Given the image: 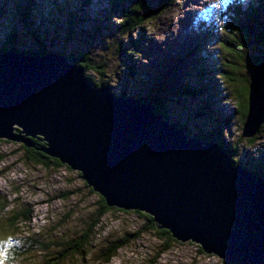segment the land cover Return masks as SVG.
<instances>
[{
    "label": "water",
    "instance_id": "95a60500",
    "mask_svg": "<svg viewBox=\"0 0 264 264\" xmlns=\"http://www.w3.org/2000/svg\"><path fill=\"white\" fill-rule=\"evenodd\" d=\"M72 57L0 53V139L79 172L107 205L153 216L182 242L226 264H264V177L216 140L191 136L156 103L94 86ZM249 77L243 136L264 123V54Z\"/></svg>",
    "mask_w": 264,
    "mask_h": 264
},
{
    "label": "rangeland",
    "instance_id": "374dc122",
    "mask_svg": "<svg viewBox=\"0 0 264 264\" xmlns=\"http://www.w3.org/2000/svg\"><path fill=\"white\" fill-rule=\"evenodd\" d=\"M2 1L0 0V5ZM229 1L231 0H178L170 10L162 12L160 15L157 14L155 19L148 22L145 25L146 29H138L133 33V39L140 38L141 32L148 36L145 39L147 45L144 47V52L141 53L142 63L145 65L144 71L152 68L151 64L162 65V77L156 87L159 96H168L165 93L166 86L178 88L185 80L195 81L193 78L197 75L191 73L189 69L193 64L192 61L199 56L202 49L212 52L213 57L221 54L219 43L223 37H226V34L219 27L211 32L210 26L215 23V26H218L220 22H224L228 18L227 10L229 14L232 13V7L228 5ZM232 1L237 4L235 6L243 4L242 9L246 11L251 8V3L258 2V0ZM8 6H12V4H8ZM102 6H104L103 3L99 7L93 6L92 13L98 11ZM154 6L156 5L154 4ZM113 20L111 22L115 24ZM16 26L25 31L21 17L0 18L1 31L3 30L4 33H7L5 31L10 30V27ZM105 26L102 27V37L95 43H91L92 46H85L86 49H90V53H93L92 56L95 58H99L102 54L106 56L107 52L112 62L111 69H107L109 74L110 71L117 68L123 70L121 55L118 54V48L121 45L119 41L128 42L129 39L116 34L113 26L109 28ZM212 34L216 35L212 37ZM0 36L5 37L3 34ZM113 37H115V41H113ZM23 38L27 44L29 42L31 46L35 44L30 35L29 39L26 35H23ZM35 48H39V46L36 45ZM258 49L254 52L250 49V52L254 53L252 56L264 54V45L259 46ZM254 68V61H245L243 68L238 72L239 78L243 81L244 79L249 80V77L253 75ZM89 73L97 79L96 81L101 79L99 71L91 70ZM177 76L180 79L176 81ZM115 78L111 83L114 87L113 91L120 94L124 78L122 74L118 81ZM219 82L221 96L220 99L214 98L221 105H224L226 100L228 101L230 106L225 104V115L232 110L235 101L233 96L225 95L231 91L232 85L226 80L220 79ZM172 100L171 96L164 99L167 107L171 110L170 113H173L172 109L177 112H174L175 119H170L171 122H179L177 124H181L180 126L186 125L191 130H195V125H199L202 115L195 108L194 103L188 99L183 105V107L186 106L185 109L181 108L184 112L180 113L178 112L180 110L178 102L174 104L175 100ZM200 101L202 102V99ZM223 117L220 114L218 117L215 116L219 119H223ZM216 125L218 127L216 131L221 130L225 142L235 150L230 154L243 166L248 168L250 162L257 164L258 160L264 158V136L251 146L246 137L242 136L243 127L240 118L236 117L228 127L226 124H222V128L219 124ZM0 159V221L1 223L5 222L4 228H7V232L0 228V246L2 247H0V264H50L48 261H52L57 256V251L61 247L53 245L48 250L36 251L35 249H42L39 248L38 242L48 238L50 233H52L50 236L52 239L63 241L81 231L85 226V220H88L98 210L99 194L94 190L91 191L92 188L76 170L66 166L48 170L41 165L25 162L24 150L20 143L0 141ZM64 193H68L70 196L65 198ZM5 203H8V206L4 209ZM22 207L32 208L33 219L30 223L25 222L24 219L18 220L15 224L18 225L20 231H16L11 226L13 224H10L11 220L7 219L16 216ZM146 224L145 218L137 213L114 210L103 219L102 230L97 232L94 237L93 255L87 256L86 261L82 255H74L66 259L63 264H102L96 258L98 247L109 239L139 230L142 231V236L121 248L109 264H226L217 255L200 252V245L192 242L182 243L179 241L160 255L163 241L154 230L145 229ZM30 236L38 239V242L31 243Z\"/></svg>",
    "mask_w": 264,
    "mask_h": 264
},
{
    "label": "trees",
    "instance_id": "16d2710c",
    "mask_svg": "<svg viewBox=\"0 0 264 264\" xmlns=\"http://www.w3.org/2000/svg\"><path fill=\"white\" fill-rule=\"evenodd\" d=\"M177 1L178 0H3L0 5V18L15 19L21 17L25 31H22V28L18 29L16 26L13 28L10 27V30L8 29V31H5L7 33H4L3 30L1 31L2 28L0 27V35H5V37L0 36V53L8 50L7 47L13 46L15 48L12 49H15L17 52H25L27 54L44 55L53 52L69 56L73 58L72 62L85 68V74L94 86L109 85L112 90L114 87H112L111 83L114 82V77H116L115 79L118 81L122 74L124 85L119 95L128 98H136L143 103H156V111L169 120L175 119L173 116H175L177 112L172 109L173 113H170L171 110L167 107L168 105L164 99L171 96L172 99L175 100L174 104L178 102L180 110L189 99V101L194 103L198 112L201 113L202 118L198 126L193 122L196 126L195 130H191L190 127L184 125L183 127L186 131L188 133L191 132L192 134H190L192 136L202 140L211 141L214 139L224 146L229 153H233L235 151L234 148L225 142L221 130L216 131L218 128L216 124H219L221 128L223 127L222 124H226V127H228L230 123L238 117L244 129L249 111L250 89L249 80H241L238 76V72L243 68L245 61L252 60L254 61V66H256L262 59L260 55L256 57L252 56L254 53H251L250 49H252L253 52L255 50L258 51V47L264 45V0L251 3V8L247 9L248 11L242 9L243 4L235 6L237 5L236 3L232 0L229 1L228 5L232 7V13L229 14L227 10L228 18L224 22H220L218 26H215L216 23L210 26L211 32L219 27V29H222L224 34H226V37H223L219 43L221 56L217 55L213 57L212 52L202 49L199 52V56L192 61L193 64L189 69L191 73L197 75V77L193 78L196 82L185 80L178 88L166 86L165 93L168 96L161 97L156 92V87L162 77V65L155 66L151 64L153 67L149 68L148 71H144L145 65L142 63L141 53L144 52V47L147 45L145 39L148 38V36L144 35L142 32L138 39H133L132 36L136 30H144L143 28H145V25L155 19L157 14L160 15L162 12L170 10ZM102 3L104 6L92 13L93 9L91 8H93V6L99 7ZM8 4H12V6H8ZM154 4L156 6H154ZM112 19H114L113 22H115V24L111 22ZM104 26L107 28L113 26L116 30V34L129 39L128 42H125V40L119 41L121 45L118 43V45H120L118 54L121 55V63L124 66L123 70L122 68H117L114 69V71H110L109 74L107 73V69H111L112 62L107 52L105 53L106 56L102 54L99 58H95L92 56L93 53H90V49H86L85 46H92L93 44L91 43H95L97 39L102 37V27ZM23 35H26L28 39L30 35L35 44L33 46H31L30 42L27 44L24 41ZM215 35L216 34H212V37ZM113 41H115V37H113ZM36 45H38L39 48H35ZM107 48H109V46H107ZM197 62L198 64H196ZM91 70H96L101 73V79L99 81H96L97 79L90 75L89 72ZM179 79L180 77L177 76L175 80L177 81ZM220 79L222 81L226 80L232 85L231 91L225 95L233 96L235 101L232 110L225 115V104L229 105V103H227L228 101L226 100L224 105H221L217 103L216 98H214L217 97L220 99L221 96ZM200 99H202V102ZM185 107L183 108L185 109ZM180 110H178V112H184ZM219 114L220 116H224L223 119L215 118V116L218 117ZM213 127L214 129H212ZM262 136H264V123L254 137H246V139L252 146L255 145ZM0 141L9 142L4 139H0ZM33 142L35 144L34 147H27L21 144V148L24 150L25 162L41 165L48 170H56L64 166L70 168L68 165L63 164L58 158L47 155L41 149L46 147V142L42 140L41 137L34 138ZM235 161L237 165H242V163H239L236 159ZM248 169L264 177V158L258 160L257 164L250 162ZM91 191H93V189H91ZM64 195L65 198L70 196L68 193H64ZM7 206L8 203H5L4 209ZM114 210L126 213H137L144 217L147 223L145 229L154 230L163 241L162 249L159 252L160 255L167 252L175 243L179 242L173 237L169 230L158 228L153 220V216L140 211H125L123 209L110 207L107 205L105 198L101 195H99L98 210L94 212L88 220H85L83 229L72 235L69 239L63 241L52 239V237H50L52 233H50L47 236L48 238H44L39 242L38 239L30 236V242H38V245H40L39 248H42L35 249L36 251L48 250L53 245L61 247V249L57 251V256H55L52 261H48L50 264H63L66 259L74 255H82L83 259H85L84 261H86L87 256L93 255V247L95 246L93 240L96 233L102 230L101 225L103 219ZM21 219L30 223L33 219L32 208L22 207L16 216L11 218L8 217L7 220H11L10 224H13L11 226L15 228L16 231H20V228H18V225L15 223ZM5 224V222L1 223L0 221V228H2L4 232H7V228H4ZM141 236L142 231L139 230L137 232L127 233L118 238L107 240L103 245L98 247L96 253L97 260L101 261L102 264L111 263L121 248L127 246ZM48 239L49 241H47ZM199 249L200 252L205 253L201 247H199Z\"/></svg>",
    "mask_w": 264,
    "mask_h": 264
},
{
    "label": "clouds",
    "instance_id": "9594fccd",
    "mask_svg": "<svg viewBox=\"0 0 264 264\" xmlns=\"http://www.w3.org/2000/svg\"><path fill=\"white\" fill-rule=\"evenodd\" d=\"M12 49V48H11ZM9 50V49H8Z\"/></svg>",
    "mask_w": 264,
    "mask_h": 264
}]
</instances>
